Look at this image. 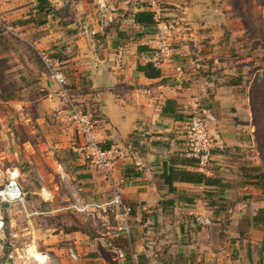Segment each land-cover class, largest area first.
<instances>
[{"label": "crops", "instance_id": "0c3cea01", "mask_svg": "<svg viewBox=\"0 0 264 264\" xmlns=\"http://www.w3.org/2000/svg\"><path fill=\"white\" fill-rule=\"evenodd\" d=\"M49 1L51 8L41 10L38 0H0V14L34 50L53 53L71 93L92 114L102 146L120 150L113 175L132 208V234L128 238L118 232L102 214L96 231L100 237L79 228L54 229L52 234L45 230L37 253L48 256V264H264V190L256 178L243 177L253 168L260 174L264 167L258 160L261 153L253 150L256 112L248 84L223 73L213 81L202 79L203 73L214 71L209 64L221 54L216 51L224 43L221 30L237 31L235 21L221 14L212 0H158L162 21L177 24L178 33L173 63L156 67L161 76L150 78L141 67L152 63L157 23L142 26L135 16L151 12V0ZM171 17L176 19L170 22ZM85 29L97 35L84 36ZM191 42L208 47L197 55ZM198 60L206 63L205 70L189 69L196 62L200 68ZM178 66L183 74L176 71ZM205 81L210 82L206 91ZM16 92L22 94L0 105V137L5 134L10 144L17 139L18 124L38 131L50 119L71 118L45 69L37 81ZM196 101L218 119L210 126L215 147L204 168L183 164ZM80 142L79 149L73 147L78 155L73 166L87 180L82 184L88 194L107 200L109 185L102 171L85 161ZM171 167L204 173L220 184L174 181L173 191L167 181ZM45 185L52 187L46 180Z\"/></svg>", "mask_w": 264, "mask_h": 264}, {"label": "rangeland", "instance_id": "374dc122", "mask_svg": "<svg viewBox=\"0 0 264 264\" xmlns=\"http://www.w3.org/2000/svg\"><path fill=\"white\" fill-rule=\"evenodd\" d=\"M178 1L182 3L183 0ZM212 1L217 9L221 10V14L235 21L237 31L221 30L224 43L216 50L221 54L212 60L211 65L209 64V68H213L214 71L209 75L203 73L202 79L213 81L216 76L223 73L225 76L235 77L248 84V92L256 112L254 119L257 126L255 129L257 132L254 134L256 146L253 150L261 153L258 160L264 163V159H261L264 158V0ZM164 19L167 20L168 17ZM170 19L169 21L173 22L176 18ZM220 24L224 26L223 21ZM11 25L15 28L13 33L6 28ZM20 33L13 22L3 19L0 14L1 106V102L11 95H21L22 92L16 91L33 80L37 81L44 70L37 51L19 38ZM191 43L192 50L197 55L200 50L208 47H205V42L202 43L204 47L201 48L195 47L194 42ZM198 63L201 64L200 68H197L196 62L189 65V69L196 66L195 69L205 70L202 65L206 63L202 60H198ZM209 87L210 85L207 87L203 85L204 91ZM82 107L86 109V106ZM2 110L3 107L0 108V112ZM16 127H18V135L14 144L9 143L5 134L0 137V154L3 152L0 156V191L5 188L13 170L18 168L21 172L19 182L25 191V197L22 201L8 204L9 207L6 209L1 207L5 229L0 235V264H41L37 259L42 253H37L36 250L42 248L46 237L45 230L52 234L54 229L70 231L79 228L84 232L92 231L93 238H97L99 234L96 231H100L99 221H102V214L106 215L110 225L117 229L116 214L107 207L99 209L96 206L104 204L110 196L103 201L102 194L99 198L92 193L88 194L82 184L87 180L80 178L79 176L83 174L77 169L78 167L73 166L74 159H78L73 147L79 149L82 140L73 120L70 117L50 119L46 129H37L39 132L36 129H26L19 124ZM28 131L35 132L29 134ZM27 142L31 145H25ZM33 147L35 151L32 150ZM48 150L53 153H49ZM260 174L264 175V167ZM45 180L52 187H44ZM56 183L59 186L55 187ZM42 188L52 192L51 199L46 201L42 198ZM76 197L83 198V201L78 204ZM84 208L87 209L82 211ZM34 245L37 248H33ZM27 255L33 257L29 259ZM46 257L45 264H48L50 258Z\"/></svg>", "mask_w": 264, "mask_h": 264}, {"label": "built area", "instance_id": "2783aa9c", "mask_svg": "<svg viewBox=\"0 0 264 264\" xmlns=\"http://www.w3.org/2000/svg\"><path fill=\"white\" fill-rule=\"evenodd\" d=\"M149 8L154 14V20L157 23V46L153 49L152 63L155 67H161L164 64L173 63L174 53L172 45L178 27L175 23L162 21V12L158 0H151ZM111 11H114V8ZM6 28L8 31L14 32L12 27ZM82 34L88 37L97 35L96 32L86 29L82 31ZM36 51L44 65L47 76L58 86L59 93L67 105L71 119L77 126L82 139V152L85 161L93 167L100 169L109 185V200L102 205L96 206L99 209L101 207H107L115 213L118 222L117 231L130 238L132 234V208L124 199L121 183L113 175L115 161L120 155V150L115 147L104 148L102 146L98 138L96 123L92 114L88 110H85L71 93L68 77L59 61L53 56V53L47 50ZM176 71L183 74L184 69L178 66L176 67ZM203 85L207 87L210 85V82L205 81ZM192 108L193 113L190 119L191 123L188 126L185 156L198 160L199 168H204L210 162L215 147L213 137L210 133V126L215 125L218 119L216 114L200 101H196ZM20 175V170L15 168L5 188L0 191V235L5 229V219L1 216L2 205L22 201L25 197V191L19 182ZM41 194L44 200L51 199L52 195L50 191H47L45 188L41 189ZM86 209L84 208L82 211ZM70 255L72 258H76L72 250H70ZM46 260V255L42 254L37 259L41 264H45Z\"/></svg>", "mask_w": 264, "mask_h": 264}, {"label": "trees", "instance_id": "16d2710c", "mask_svg": "<svg viewBox=\"0 0 264 264\" xmlns=\"http://www.w3.org/2000/svg\"><path fill=\"white\" fill-rule=\"evenodd\" d=\"M40 3V9H50L52 4L49 0H38ZM136 23L146 26V27H153L156 25V22L154 20V14L150 11H144L139 12L135 16ZM157 32V28L156 31ZM153 54V51H152ZM146 74L150 78H159L161 76V72L155 67L153 63H150L146 65L145 67H141ZM171 101H168V103ZM86 110V109H85ZM186 159L183 161V164L191 166V167H199L198 160L193 158H188L184 156ZM259 169L253 168L250 171H247L244 173L243 177L246 179L256 178L258 180V184L261 185L262 189L264 190V175L259 174ZM257 175H253L256 174ZM167 181L170 184V189L175 190L172 186L174 181L175 182H185V183H191L196 185H204V186H218L220 184V180L218 178L209 177L204 173L201 172H195V171H188V170H175L173 167H171V170L167 173ZM254 176V177H253ZM264 213V210L263 212Z\"/></svg>", "mask_w": 264, "mask_h": 264}, {"label": "water", "instance_id": "95a60500", "mask_svg": "<svg viewBox=\"0 0 264 264\" xmlns=\"http://www.w3.org/2000/svg\"><path fill=\"white\" fill-rule=\"evenodd\" d=\"M8 207H9L8 204H4V205H2V208H4V209H6V208H8Z\"/></svg>", "mask_w": 264, "mask_h": 264}]
</instances>
